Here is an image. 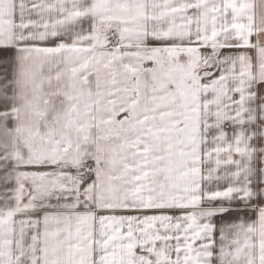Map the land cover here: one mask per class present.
Segmentation results:
<instances>
[{
  "label": "snow or ice",
  "instance_id": "6c2138e0",
  "mask_svg": "<svg viewBox=\"0 0 264 264\" xmlns=\"http://www.w3.org/2000/svg\"><path fill=\"white\" fill-rule=\"evenodd\" d=\"M0 264H264V0H0Z\"/></svg>",
  "mask_w": 264,
  "mask_h": 264
}]
</instances>
